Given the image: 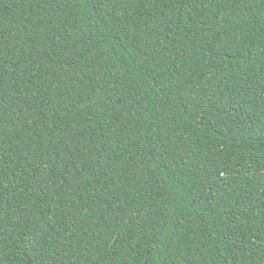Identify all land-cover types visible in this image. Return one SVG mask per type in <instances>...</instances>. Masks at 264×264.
Instances as JSON below:
<instances>
[{"label": "trees", "instance_id": "obj_1", "mask_svg": "<svg viewBox=\"0 0 264 264\" xmlns=\"http://www.w3.org/2000/svg\"><path fill=\"white\" fill-rule=\"evenodd\" d=\"M0 264H264V0H0Z\"/></svg>", "mask_w": 264, "mask_h": 264}]
</instances>
